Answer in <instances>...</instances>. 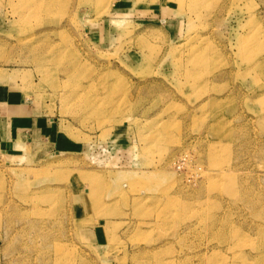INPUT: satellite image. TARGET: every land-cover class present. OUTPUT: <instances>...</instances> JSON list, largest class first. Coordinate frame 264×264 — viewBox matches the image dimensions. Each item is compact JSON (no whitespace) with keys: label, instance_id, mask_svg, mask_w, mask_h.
I'll use <instances>...</instances> for the list:
<instances>
[{"label":"rangeland","instance_id":"1","mask_svg":"<svg viewBox=\"0 0 264 264\" xmlns=\"http://www.w3.org/2000/svg\"><path fill=\"white\" fill-rule=\"evenodd\" d=\"M0 264H264V0H0Z\"/></svg>","mask_w":264,"mask_h":264},{"label":"crops","instance_id":"2","mask_svg":"<svg viewBox=\"0 0 264 264\" xmlns=\"http://www.w3.org/2000/svg\"><path fill=\"white\" fill-rule=\"evenodd\" d=\"M9 101V100H8Z\"/></svg>","mask_w":264,"mask_h":264}]
</instances>
